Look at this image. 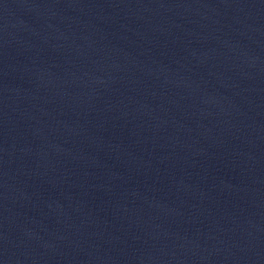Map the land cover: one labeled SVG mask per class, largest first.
Segmentation results:
<instances>
[{
    "label": "water",
    "instance_id": "obj_1",
    "mask_svg": "<svg viewBox=\"0 0 264 264\" xmlns=\"http://www.w3.org/2000/svg\"><path fill=\"white\" fill-rule=\"evenodd\" d=\"M0 264H264V0H0Z\"/></svg>",
    "mask_w": 264,
    "mask_h": 264
}]
</instances>
